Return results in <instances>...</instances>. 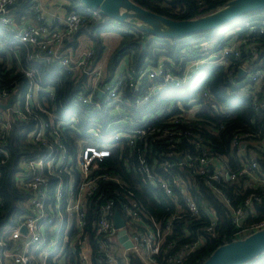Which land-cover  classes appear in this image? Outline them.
<instances>
[{"label":"built area","instance_id":"obj_1","mask_svg":"<svg viewBox=\"0 0 264 264\" xmlns=\"http://www.w3.org/2000/svg\"><path fill=\"white\" fill-rule=\"evenodd\" d=\"M18 1L0 0V27L10 33L0 39L10 51L0 54V65L11 78L10 85L0 87V179L11 159V131L21 122L27 148L18 158L14 180L24 198L0 228V264H132V254L144 264H185L209 238L234 241L264 228L256 206L264 203L259 161L264 157V129L234 130L228 155L214 150L206 136L177 127L200 109L194 100H173L150 110L161 88L186 87L204 67L218 65L227 71L229 90L264 115V55L252 36L264 34V16L228 32L221 49L204 41L195 45L191 59L176 62L173 51L156 48V62L136 66L129 54L117 63L121 69L111 71L109 46L104 45L99 57L95 44L75 49L73 36L85 25L119 27L122 22L85 5L81 11L62 12L65 0L58 5L35 0L32 18L19 19L12 13ZM167 40L171 47L183 41ZM19 46L26 50L25 63ZM40 65L59 69L43 76ZM62 71L76 87L73 102L59 105L55 101ZM203 97L212 94L204 91ZM213 107L221 110L218 104ZM66 131L73 138L71 148ZM155 142L167 150L151 151ZM116 149L127 154L125 166L139 176V186L102 167ZM243 179L241 193L251 191L235 203L226 189ZM196 185L216 194L229 211V234L215 207L207 199L197 201L192 192ZM143 186L159 190L154 198L167 205V215L158 218L148 208L139 193ZM117 214L122 227L116 226ZM175 222H181L178 235ZM122 230L131 247L120 241Z\"/></svg>","mask_w":264,"mask_h":264},{"label":"trees","instance_id":"obj_2","mask_svg":"<svg viewBox=\"0 0 264 264\" xmlns=\"http://www.w3.org/2000/svg\"><path fill=\"white\" fill-rule=\"evenodd\" d=\"M35 0H19L18 3L12 8V13L15 17L21 19L26 16L31 19V6ZM141 6L150 9L159 14L168 16L174 19H192L197 18L209 13L215 12L221 9L231 0H203V5L199 4L198 0H159L158 4H154L148 0H133ZM84 4L80 0H67L65 8L67 11H81ZM181 8V10H178ZM261 16H264V9L256 10L241 16L234 18L233 20L221 25L218 28H214L203 33L195 34L190 37H186L180 43L171 47L167 39L153 36L150 34L139 31L132 24L121 23V26L108 27L107 23L99 25H85L82 26L78 32L73 36V46L75 49L79 48L82 44L80 41L81 34L85 31L83 29L88 28L95 35L92 38L98 50V56L102 57L104 48L103 38L101 37L103 32L111 30L121 31V41L119 45L113 50L109 59L108 69L113 70L119 60L129 54L134 55V64L136 66L143 65L144 62H156V48H166L172 52V56L176 62L189 60L196 52L195 45L204 41H211L216 44V49H221L225 43L228 32L235 31L237 28L242 27L247 21L255 20ZM10 33L6 28L0 27V39H4L9 36ZM245 35V32H242ZM143 36H151V39H145L147 41L146 46L141 43ZM253 39L260 43L259 49L263 51L264 55V34L254 33ZM19 49V53L25 63L26 50L23 46L16 47ZM182 49H186L185 55L181 54ZM193 49L192 53L188 50ZM10 53L9 49L5 45H0V54L7 56ZM15 66V63H14ZM15 68V67H14ZM41 75H45V72L57 71L59 68L40 65ZM5 65H0V87L10 85L11 78L10 73H5ZM10 71H14L13 69ZM60 77V83L58 85L57 101L56 104L72 103L75 92L73 88L76 85L71 79V75L65 71H62ZM228 75L224 67L213 65L204 67L199 73H197L191 83L183 88H176L173 86L161 88L154 101H152L150 110H157L164 104L178 100L184 104H188L190 100H194L196 104L200 105V109L195 113L194 118L181 125H177L180 129L186 131L197 132L206 136L212 141L213 149L230 154V140L231 134L234 130L240 129L242 131L254 132L260 129H264V115L256 112L250 104L249 99L238 96L236 90L232 92L229 90ZM204 91H210L211 98L203 97ZM218 104L221 106V110H216L213 105ZM191 106V105H190ZM222 111H228L225 116L220 115ZM222 114V113H221ZM161 122V121H158ZM165 122V121H163ZM23 124L21 122L14 123L13 130L11 131L8 149L11 153V159L1 169L2 177L0 179V228L7 224L14 216L15 209L18 204L23 200L24 194L17 188L14 180L15 170L17 171L18 158L23 154L27 147L23 143L22 133ZM67 132V131H66ZM68 146L71 148L70 131L67 132ZM73 150V149H72ZM151 151H166L167 146L161 142H155ZM113 156L106 158L102 162V167L111 173L118 174L124 181L137 187L140 184L138 175H133L125 166L126 165V153L120 152V150H113ZM260 164L264 169V157L259 158ZM231 163L235 167V159L232 158ZM244 179L238 183L231 184L227 189V193L231 196L235 203L242 202L243 199L250 193L251 189H248L246 193H241V185L244 183ZM157 189L150 186L141 187L139 193L141 194L145 204L153 212L155 216L161 218L168 214L167 205L157 203L156 194L154 192ZM194 196L200 203L201 200L207 199L208 202L215 207L217 214L222 219V226L229 234L231 231V214L221 203L219 197L213 192L209 191L204 185H196L192 189ZM158 195V194H157ZM159 197H163L160 196ZM257 210H259V217H264V203H257ZM181 222L174 223L175 235L180 234L177 230L180 229ZM233 239L229 238L223 240L220 238H209L201 249L193 253L185 264H203L212 253L221 245L231 242ZM71 262H75V256L70 255ZM132 264H144V262L136 255H131ZM245 264H264V252L257 257L247 261Z\"/></svg>","mask_w":264,"mask_h":264},{"label":"water","instance_id":"obj_3","mask_svg":"<svg viewBox=\"0 0 264 264\" xmlns=\"http://www.w3.org/2000/svg\"><path fill=\"white\" fill-rule=\"evenodd\" d=\"M85 6L100 8L110 19L132 24L139 31L164 39H184L218 28L234 18L264 9V0H231L221 9L192 19H174L147 9L133 0H80ZM146 46L147 42L141 40ZM11 101L7 107L11 105ZM116 226L124 225L116 215ZM120 241L131 247L124 230ZM264 252V228L247 236L219 246L203 264H245Z\"/></svg>","mask_w":264,"mask_h":264},{"label":"rangeland","instance_id":"obj_4","mask_svg":"<svg viewBox=\"0 0 264 264\" xmlns=\"http://www.w3.org/2000/svg\"><path fill=\"white\" fill-rule=\"evenodd\" d=\"M108 27H110V26H108ZM83 30H85V31L81 34L82 38L83 37H87V34H88V38L85 40V43H82L81 44V46L79 48H84V47L92 44L93 41H92V38L91 37H94L95 36L92 33V31L89 30L88 28H85ZM120 30H122V28ZM120 30H111V31L103 32L102 35H101V37L104 38V42L110 43L111 45H115L116 43H114V42L118 39V38H115V36L116 37L122 36ZM111 51H109V53L107 54V56L108 55L111 56V54H112ZM108 60H109V58H108ZM120 69H121V67H120Z\"/></svg>","mask_w":264,"mask_h":264},{"label":"crops","instance_id":"obj_5","mask_svg":"<svg viewBox=\"0 0 264 264\" xmlns=\"http://www.w3.org/2000/svg\"><path fill=\"white\" fill-rule=\"evenodd\" d=\"M56 5H58L59 4V2H61L62 0H52ZM66 2L64 3V5L60 8V10L62 11V12H67V10H66V8H65V5H66V3H67V0H65ZM112 29L114 28L112 25H110V24H108ZM88 38V34H87V37H83L82 38V36H80V41L82 42V43H85V40ZM115 38H118L114 43H116L115 45H111L110 43H107V42H104V38H103V43H104V45H107V46H109V48H110V51H111V53L113 52V50L119 45V43H120V41H121V36L120 37H116L115 36ZM106 41V40H105ZM92 44H94V43H92ZM91 45V44H90ZM110 55H108L107 56V59L109 58L110 59ZM121 67V66H120ZM119 67V65H117L115 68H117V69H115L116 71L120 68Z\"/></svg>","mask_w":264,"mask_h":264}]
</instances>
